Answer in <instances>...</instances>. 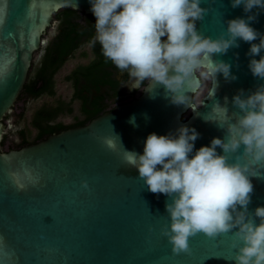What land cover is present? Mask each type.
<instances>
[{"label":"water","instance_id":"95a60500","mask_svg":"<svg viewBox=\"0 0 264 264\" xmlns=\"http://www.w3.org/2000/svg\"><path fill=\"white\" fill-rule=\"evenodd\" d=\"M65 7L93 14L89 0H0V264H235V230L215 238L199 233L189 238V253L173 254L172 245L161 235L170 224L165 204L171 198L150 192L138 170L125 164L123 154L124 149L143 154L149 134L175 133L180 126L200 133L193 154L210 146L213 138H226L227 125L217 124L226 117L212 109L217 102L226 106L230 119L240 111L232 98L240 90L246 97L264 84L248 67L264 50L248 56L251 44L238 38L239 47L214 54V60L231 65L237 79L225 80L218 73L214 97L206 93L200 102L191 98L196 112L172 104L163 86L145 91L147 84L138 98L86 125L21 149L2 150V137L10 130L3 120L9 113L11 120L34 54L46 44L44 35L54 14ZM200 7L209 10L204 20L196 21L204 36L227 38L228 20H247L257 12L256 20L249 23L264 34V10L245 13L243 5L232 8L231 0H202ZM259 42L257 38L252 43ZM132 117L135 126L129 122ZM106 138L113 139L115 150L105 144ZM217 152L223 154L220 148ZM238 154L244 163L243 148ZM228 155L229 162H235L237 154ZM251 179L254 194L249 211L264 206V178ZM82 181L88 183L87 189Z\"/></svg>","mask_w":264,"mask_h":264},{"label":"clouds","instance_id":"9594fccd","mask_svg":"<svg viewBox=\"0 0 264 264\" xmlns=\"http://www.w3.org/2000/svg\"><path fill=\"white\" fill-rule=\"evenodd\" d=\"M89 2L96 18L93 43L99 42L104 57L128 72L133 80L129 89L140 90L145 81L149 82L145 91L163 86L172 104L193 112L197 111L190 102L193 96L205 88L208 98L216 95L218 73L225 80L237 79L231 74V65L214 60V54L239 47L238 38L251 44L248 56L264 50V34L249 23L256 20L258 12L247 20H228L227 38L221 35L213 39L196 29V21L204 20L209 11L200 7L202 0ZM241 5L245 13L254 8L264 10V0H231L232 8ZM257 38L259 44L252 43ZM248 67L254 77L264 80V55L251 59ZM232 104L240 111L232 113L230 119L228 108L218 102L212 111L226 119L220 123L205 119L221 128L226 124V138H213L210 146H201L194 154L200 133L180 126L175 133L149 134L143 154L123 148V158L127 166L138 170L139 179L150 192L171 198L165 204L170 224L161 229V235L172 245L173 254L189 253V238L199 233L215 238L235 230V264H264V206L249 211L254 194L251 178H264V84L246 97L240 90ZM233 119L235 122H230ZM129 122L135 126V117ZM104 142L115 150L113 139ZM241 148L244 163L238 154ZM228 154H237L235 162H229ZM82 187L87 189L88 183L82 181Z\"/></svg>","mask_w":264,"mask_h":264},{"label":"trees","instance_id":"16d2710c","mask_svg":"<svg viewBox=\"0 0 264 264\" xmlns=\"http://www.w3.org/2000/svg\"><path fill=\"white\" fill-rule=\"evenodd\" d=\"M79 14L80 11L68 7L54 14L58 20V28L52 39H47L46 44L42 46L40 61L37 66L32 65L17 103L46 95L55 96L56 74L82 48L83 41L79 39L83 26L79 21ZM88 15L95 17L93 14ZM90 34L88 41L93 40L95 36L91 31ZM93 50L97 53V57L92 63L86 66L79 65L66 76V80L71 83L74 90L71 100L66 102L58 99L55 104L40 106L32 115L30 128L11 130L19 136L20 143L13 142L7 146L9 133H4L1 140L2 150L6 147L12 150L13 144L17 146L14 149H21L68 128L86 125L107 111L110 100L116 95L112 84V69H108L112 62L104 57L99 42L93 44ZM75 101L79 102L81 115L75 117L71 123L58 120L62 115L73 114ZM8 117L9 115L6 119ZM31 131H34V135Z\"/></svg>","mask_w":264,"mask_h":264},{"label":"rangeland","instance_id":"374dc122","mask_svg":"<svg viewBox=\"0 0 264 264\" xmlns=\"http://www.w3.org/2000/svg\"><path fill=\"white\" fill-rule=\"evenodd\" d=\"M52 31V30H51ZM51 31L49 30L48 36H46L45 39L49 37L51 34ZM88 50L87 49H81L77 52V54L69 59L65 65L60 69V71L55 76V96H42L38 99L34 100H24L21 102H18L16 106L13 108V111L11 112L12 118L11 120H7V124H10V130H9V141L8 143L11 144L13 142H17L20 140L19 136L12 133L11 130H18L21 128H30V122L32 115L36 109H38L43 104H55V102L58 99L64 100L66 102L71 100L73 88L69 81L66 80V76L70 73L71 70L75 66H77L80 63H83L86 59L84 58L85 55H87ZM37 59V57H36ZM35 59V62H36ZM35 65V63H34ZM210 84L208 85V87ZM207 88L203 89L201 92H199L196 95V101L200 102L202 98L206 95ZM74 112L71 115H62L59 117L58 120L64 122V123H71L74 121L75 117L79 116V104L77 102L73 103ZM23 113V116L21 114ZM31 134L34 135V131H31ZM31 135V136H32ZM7 143V146L9 145ZM7 148V147H6ZM5 148V151H6Z\"/></svg>","mask_w":264,"mask_h":264},{"label":"flooded vegetation","instance_id":"af4514ba","mask_svg":"<svg viewBox=\"0 0 264 264\" xmlns=\"http://www.w3.org/2000/svg\"><path fill=\"white\" fill-rule=\"evenodd\" d=\"M79 21H80V23L83 26L82 27L83 32H82V34L80 36V39H79L80 41H83V43H82V48H80L79 50L87 49L88 53H87V55L84 56V58L86 60L83 63L78 64L77 66H79V65L86 66V65H89L90 63H92L97 57V53L95 52V50H93V44H94L93 41H94V39L91 40V41H88V38L91 35L90 31L93 32L94 35L96 36V30H95L96 18L95 17H90L88 14L80 12ZM57 28H58V20L55 18V15H54L53 23L48 28L46 34L44 35V38H46V36H48V34H49L48 31L49 30L50 31L53 30V32L51 34V37L47 38V39H52V37L55 35V32H56ZM95 36H94V38H95ZM42 46H41V48H42ZM41 48L34 54V59H33L32 63H31V67L35 63V59H36L37 55L41 54V52H40ZM77 66H75L74 68H76ZM31 67H30V70H31ZM108 69H112V76H113L112 84L114 85V91H116L115 92L116 95L114 96L113 100L112 99L110 100L109 106L107 107V111L112 110L113 108H115L116 106H118L120 104L133 101L134 99H136L140 95H142L146 85L148 84V81L143 82L140 90H137V89L130 90L129 87L133 83V80L129 77V74H128V72L126 70L125 71L119 70L113 63L111 65V67L108 68ZM30 70H29V73H30ZM29 73H28V75H29ZM73 94H74V90H73V93H72V97H73ZM204 97L202 98V100H204ZM75 102H77L79 104L78 101H75ZM79 107H80V105H79ZM79 113H80V109H79ZM8 115H10V113L7 114L5 116V118H4V120H3L4 123H6V124H7L6 117ZM80 115L81 114H79V116ZM17 143H20V140L17 141ZM16 147L17 146L15 144H13L11 146L12 149H14ZM8 149L9 148H6V151Z\"/></svg>","mask_w":264,"mask_h":264}]
</instances>
